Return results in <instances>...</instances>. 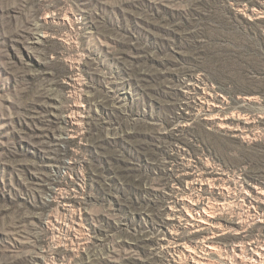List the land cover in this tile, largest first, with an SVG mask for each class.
<instances>
[{
	"label": "rangeland",
	"instance_id": "1",
	"mask_svg": "<svg viewBox=\"0 0 264 264\" xmlns=\"http://www.w3.org/2000/svg\"><path fill=\"white\" fill-rule=\"evenodd\" d=\"M0 264H264V0H0Z\"/></svg>",
	"mask_w": 264,
	"mask_h": 264
}]
</instances>
